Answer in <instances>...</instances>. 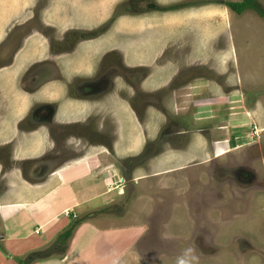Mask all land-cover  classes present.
Here are the masks:
<instances>
[{"label": "rangeland", "instance_id": "obj_1", "mask_svg": "<svg viewBox=\"0 0 264 264\" xmlns=\"http://www.w3.org/2000/svg\"><path fill=\"white\" fill-rule=\"evenodd\" d=\"M1 1L3 18L10 21L7 35L4 32L0 37V72L9 69L14 53L26 48L23 67L10 82L18 84L15 95L24 92L36 98L20 121L3 116V130L11 136L12 124H16L20 131L18 140L10 144L22 142L18 151L0 148V159H8L15 152L11 157L14 163L8 164L6 171L16 164L34 183L58 168L71 172L74 166H82L90 171L87 160L91 149L79 153L76 147L89 149L97 144L95 152L111 155L101 165L120 159L124 173L130 175L125 180L128 194L111 207L96 204L78 212V217L67 212L71 223L58 238L76 224L77 228L65 244L56 246V242L44 250L48 251L43 256L64 258L70 241L87 221L101 219L107 213L134 211L130 202L134 192L135 197H145L147 210L137 212L136 222L147 224L140 242L152 250L157 248L154 264H264V120L258 122L252 114L247 133H237L240 148L227 155L217 149L216 154L224 156L183 170V183L175 181L177 173L164 174V200L156 202L155 193L151 194L163 189L160 175L175 166L176 156L186 150L189 134L195 138L199 131L206 130L211 145L212 138L224 141L235 131H219L220 120L216 122L217 131H210L203 120L207 111H195L196 105H204L199 101L206 96L181 100L182 94L177 91L189 87L191 81L196 86L199 79L210 80L212 97L245 95L250 104L258 98L264 116V18L254 10L238 15L225 4L243 0ZM192 2L199 5H182ZM257 3L264 10V0ZM173 6L182 7L169 9ZM196 34L205 38L211 34V40L201 37L198 49ZM210 47L218 49L216 58L206 54ZM191 63L197 64L195 68ZM203 64L206 66L199 68ZM111 73L115 87L124 82L127 85L126 91L121 87L119 97L106 91H84L89 83L95 90L107 85L100 76L109 78ZM4 80L8 81L0 78L1 83ZM59 86L62 94L57 91ZM197 90L191 89V94H198ZM219 90L227 93L218 94ZM2 104L6 110L12 105L6 97ZM92 114L96 119L90 117ZM1 115H7V111ZM48 115L47 122L41 123L40 118ZM37 117L34 128H30L27 120ZM87 118L88 131L92 132L86 127L65 125L54 132L50 127L53 122L66 124ZM134 118L139 129L131 124ZM245 118L232 119V125L238 126ZM120 141L134 143L122 148L121 158L114 150ZM165 152L175 158L168 156L167 162L161 161ZM87 154L83 162L72 164ZM91 166L95 172L104 171L97 170L100 165ZM146 175L153 179L147 183L141 180L149 177L139 179ZM30 257L34 256L30 253L20 262Z\"/></svg>", "mask_w": 264, "mask_h": 264}, {"label": "crops", "instance_id": "obj_2", "mask_svg": "<svg viewBox=\"0 0 264 264\" xmlns=\"http://www.w3.org/2000/svg\"><path fill=\"white\" fill-rule=\"evenodd\" d=\"M18 2V0H15L16 4ZM25 3L26 1H24ZM3 4L4 2L1 1L0 37L4 32L7 35L9 31L8 22L10 21V19L5 20L3 18ZM6 29L7 31H5ZM196 35L199 39L197 45L199 49L200 38L203 36ZM205 39L209 42L211 40V34ZM217 51L218 49L210 47L206 50V54L210 59H213L218 56ZM225 53H227L226 50ZM24 55H27L26 48L14 53L9 69L3 68L0 72V78L4 77V79L6 78L8 80L7 82L4 80V83L0 82V144L1 141H6L2 143L0 148H12L13 151H18L22 147V142L15 145L10 144L18 140L20 131L16 128V124H12L13 130L11 136L3 130V116H13L16 121H20L24 117L26 109L31 106L32 100L36 99L33 95L26 96L24 92L15 95L18 90V84L15 81L10 82V79L15 80V74L23 67L21 61L27 57ZM219 56L222 55L219 54ZM196 58L193 56V59ZM191 64L193 68L197 65L195 63ZM209 65L213 68L214 62L211 61ZM199 66L202 69L206 65ZM9 70L10 73L5 74ZM196 84V86H193L191 81L189 87L177 91L182 94L179 95L181 100L184 101L186 100L184 98L188 97L191 99L192 95H196L197 97L206 96L199 101V104L202 103L204 105H196L197 108L195 111L198 114L201 111H207V117L203 120L211 127L210 131H217L216 126L218 123L216 122L219 120L222 121L219 124V131H228L229 133L232 129H235V131L232 130L230 138L228 137L224 141L216 139L215 137L212 138L211 145L204 134L206 130L199 131L195 138L192 136V133L189 134V139L186 142V150L176 156L175 166L165 171L163 175H160L162 178L159 181L163 189L151 193H155L153 196L156 202L164 200L165 198L164 174L177 173L178 176L175 181L183 183L184 178L182 174L185 173L183 170L191 167V165L202 166L214 159L216 160L219 157L231 153L235 147L239 149L240 145L237 142L239 140L237 133L243 135L242 131L247 130L248 123L251 119L249 117L252 114L256 116L255 118L258 122H263L264 120L263 107L260 99L256 98L255 103L250 104L248 97H245V95L243 97L238 95L235 97L233 93H227L225 90L223 92L229 94L231 97H212L211 92L213 86L210 80L199 79V82ZM197 86L199 90H197ZM191 89L194 91L197 90L198 94H191ZM6 90H10V92H6ZM48 91L52 92V90ZM57 91L62 94L60 86ZM42 92L43 90L38 93L37 101L41 99ZM223 92L219 90L218 94H223ZM175 95H178V93ZM4 97H6L10 104L12 103L9 110H6L2 104ZM239 97L242 98L239 99ZM235 103H240L241 108L240 106L238 107V104L234 107ZM232 109L235 110L232 111ZM4 111H7V115H1ZM192 113L194 116L196 115L194 112ZM244 115L246 118L243 122L238 123V126L232 125V119ZM195 123L196 125H200L197 122ZM200 123L203 125L205 122L200 120ZM131 124L135 125L138 129L140 128V124L135 118L131 121ZM226 126L229 128L226 129ZM182 132L186 131L182 130ZM186 135L181 134L184 137ZM134 136L132 134L131 137ZM240 137L242 138L243 136ZM135 139L137 141V138ZM123 144H126V142L120 141L116 147L114 146V150L120 158L122 157V148H130L134 143L131 145L129 143L126 144V147L121 146ZM76 149L79 150V153L88 152L87 148L77 146ZM93 149L90 151V157L87 154L85 157L74 160L76 162H72V164L81 163L88 156L87 163L89 162L88 168L90 171H85L82 166H74L75 168L71 172H63L62 170L64 169L58 168L54 169L49 176L44 172L43 175L47 177L37 183L29 180L16 164L6 171V166L8 164L13 165L14 163L11 157L15 152L8 159H4V157L0 159V264H20V259L28 256L30 253L43 252L48 247H52L58 241V235L71 223L67 212H70L71 216L78 217V212L82 213L96 204H98L97 207H103L105 205H107L106 207H111L109 205L116 204L118 200H122V197L128 194L125 190L126 178L116 166V163L121 160L112 158L115 161H108V165H101L103 161L106 162V158L110 154L107 152H104V154L95 152ZM217 149L222 150L221 154L224 152L227 153L217 155ZM130 152L131 150L125 152V155ZM163 154L164 156L162 155L160 159L161 161L166 160L164 162L168 161V156L170 158L173 157L171 153L166 154L165 152ZM90 164L95 166L100 165L97 170L104 171L102 173L95 172L96 170L93 171L91 169L94 166ZM2 168L4 169L3 171H1ZM147 177L149 176H141L139 179ZM132 179L134 178L129 180ZM150 179H153V176L141 181L147 183ZM167 182L169 183V179ZM132 196L134 198L132 197V201L130 199V202L133 205L132 209H135L134 211L125 212L123 210L118 213H107L101 219L87 221L79 227L76 235L70 241L68 251L64 258L40 260L35 261L34 264H154L153 261L158 255V251L155 250L157 248L152 250L149 246L140 242L141 237L143 238V235L146 234L147 224L136 222V218L139 216L137 212L144 213L145 209L147 210V206L143 202L145 197L141 195L135 197L134 192H132ZM39 232L41 234H38ZM40 235H43V237L40 238ZM145 243L151 244L149 242ZM155 243L156 245L158 244L156 240L154 241Z\"/></svg>", "mask_w": 264, "mask_h": 264}, {"label": "flooded vegetation", "instance_id": "obj_3", "mask_svg": "<svg viewBox=\"0 0 264 264\" xmlns=\"http://www.w3.org/2000/svg\"><path fill=\"white\" fill-rule=\"evenodd\" d=\"M133 5V4H132ZM182 5H188V6H194V7H196L197 5H199V3H197V2H192V3H185V4H182ZM132 9H135L134 8V6H133V8ZM135 11V10H134ZM136 12V11H135ZM11 61H12V59H10ZM114 74L113 73H111L110 75H109V78H102L103 76L101 75L100 76V79L102 80V81H104V82H108L107 83V85H101V86H98L97 87V90H95L94 88H93V85L92 84H86V88L88 89V90H84V91H89V92H96V93H100V92H108V94H109V96H120L121 94H122V91H121V87H123V91H126V88H125V85H126V83L124 82L123 83V85L122 86H116L115 87V80H114ZM91 77H93V76H91ZM102 82H99V83H95V84H101ZM94 84V85H95ZM127 86V85H126ZM129 87V86H128ZM131 88V87H130ZM177 107H179L178 105H177ZM47 108V107H46ZM48 109V108H47ZM39 110H37L36 112L37 113H35L36 115L39 113L38 112ZM93 116V114L90 116V117H92ZM49 117V115L48 116H46L45 118H40V120H41V123H43V122H47V118ZM96 116L94 115L93 116V118L94 119H96L95 118ZM39 118L37 117V118H33V119H28L27 120V125L31 128L32 127V129L34 128V125L36 124V121L38 120ZM87 120H88V118L87 119H85V120H83V121H75V122H69V123H64V124H58L57 122H53L54 124H52L50 127H52V129L54 130V132H56V130L59 128V125H65V126H67V127H72V126H74V128H80V127H86V131H88V126H87ZM49 125V124H48ZM31 130V129H30ZM85 130V129H84ZM98 130H99V128H98ZM92 131H94L93 129H92ZM92 131H88V132H92ZM95 131H97V130H95ZM247 131L248 130H246V131H242L243 133H247ZM81 138L80 139H82L83 137L82 136H80ZM246 137V136H245ZM245 137H243V138H245ZM86 142H90V141H88L87 139L85 140ZM91 143V142H90ZM92 144H94V143H92ZM97 145V144H96ZM96 145H92V147H90L89 149H87V151L88 150H92L93 148H95L96 147ZM78 147H81V146H78ZM90 150V151H91ZM64 159L66 158L65 156L63 157ZM56 164V163H55ZM116 166L120 169V172L124 175V177L127 179L128 177H130V175H129V173H128V171L126 172V173H124V169L125 168H123L122 169V167H121V164L118 162V163H116Z\"/></svg>", "mask_w": 264, "mask_h": 264}, {"label": "trees", "instance_id": "obj_4", "mask_svg": "<svg viewBox=\"0 0 264 264\" xmlns=\"http://www.w3.org/2000/svg\"><path fill=\"white\" fill-rule=\"evenodd\" d=\"M225 4L236 14L242 15L248 10H254L257 12L260 16L264 18V10L260 7V5L257 3V0H243L242 2H225ZM182 6H173L169 9H178L181 8ZM78 224H76L74 227L72 226L69 228L63 235L59 236L58 241L56 243V246L65 244L66 241L72 237L74 230L77 228ZM52 248V247H50ZM48 251V250H46ZM46 251L44 252H36L31 254V256H34V260H31L32 258L30 257L27 260H23L21 263L22 264H31L34 261H40L42 259H47L45 256Z\"/></svg>", "mask_w": 264, "mask_h": 264}, {"label": "bare ground", "instance_id": "obj_5", "mask_svg": "<svg viewBox=\"0 0 264 264\" xmlns=\"http://www.w3.org/2000/svg\"><path fill=\"white\" fill-rule=\"evenodd\" d=\"M237 100H238V99H237ZM235 104H236V103H235ZM234 107H235V106H234ZM238 107H239V106H238ZM238 107H237V108H238ZM109 199H110V198H109Z\"/></svg>", "mask_w": 264, "mask_h": 264}]
</instances>
